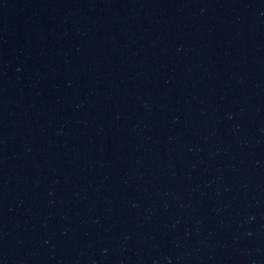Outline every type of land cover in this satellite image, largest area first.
<instances>
[{
	"label": "water",
	"instance_id": "95a60500",
	"mask_svg": "<svg viewBox=\"0 0 264 264\" xmlns=\"http://www.w3.org/2000/svg\"><path fill=\"white\" fill-rule=\"evenodd\" d=\"M0 264H264V0H0Z\"/></svg>",
	"mask_w": 264,
	"mask_h": 264
}]
</instances>
